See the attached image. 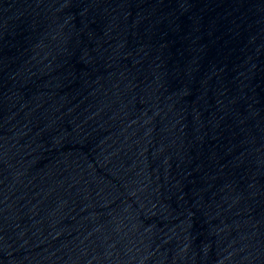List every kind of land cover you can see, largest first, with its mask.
<instances>
[{
    "label": "water",
    "instance_id": "95a60500",
    "mask_svg": "<svg viewBox=\"0 0 264 264\" xmlns=\"http://www.w3.org/2000/svg\"><path fill=\"white\" fill-rule=\"evenodd\" d=\"M0 264H264V0H0Z\"/></svg>",
    "mask_w": 264,
    "mask_h": 264
}]
</instances>
